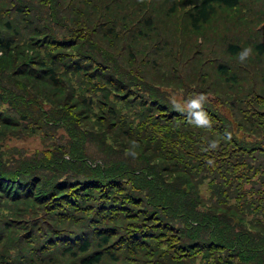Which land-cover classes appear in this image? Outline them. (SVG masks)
<instances>
[{
    "label": "trees",
    "instance_id": "obj_1",
    "mask_svg": "<svg viewBox=\"0 0 264 264\" xmlns=\"http://www.w3.org/2000/svg\"><path fill=\"white\" fill-rule=\"evenodd\" d=\"M0 264H264V0H0Z\"/></svg>",
    "mask_w": 264,
    "mask_h": 264
},
{
    "label": "clouds",
    "instance_id": "obj_2",
    "mask_svg": "<svg viewBox=\"0 0 264 264\" xmlns=\"http://www.w3.org/2000/svg\"><path fill=\"white\" fill-rule=\"evenodd\" d=\"M250 48H245L239 54V60L243 63L251 54ZM207 102V96L204 93H197L193 97H190L187 102V112L189 122L196 127H211V118L208 113L204 111L203 105ZM175 105V101H173ZM218 145L217 141H212L210 144L211 148H216Z\"/></svg>",
    "mask_w": 264,
    "mask_h": 264
}]
</instances>
